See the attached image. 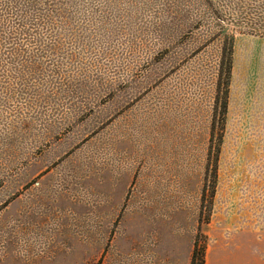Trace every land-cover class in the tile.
<instances>
[{
  "label": "rangeland",
  "instance_id": "obj_1",
  "mask_svg": "<svg viewBox=\"0 0 264 264\" xmlns=\"http://www.w3.org/2000/svg\"><path fill=\"white\" fill-rule=\"evenodd\" d=\"M264 264V0H0V264Z\"/></svg>",
  "mask_w": 264,
  "mask_h": 264
},
{
  "label": "trees",
  "instance_id": "obj_2",
  "mask_svg": "<svg viewBox=\"0 0 264 264\" xmlns=\"http://www.w3.org/2000/svg\"><path fill=\"white\" fill-rule=\"evenodd\" d=\"M192 264H206L204 257L201 259V261H199V255L197 254L196 250L193 254Z\"/></svg>",
  "mask_w": 264,
  "mask_h": 264
}]
</instances>
